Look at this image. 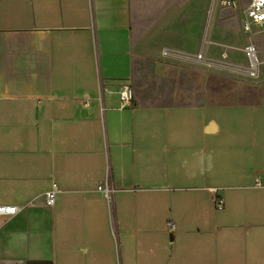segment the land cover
I'll use <instances>...</instances> for the list:
<instances>
[{"label":"crops","instance_id":"1","mask_svg":"<svg viewBox=\"0 0 264 264\" xmlns=\"http://www.w3.org/2000/svg\"><path fill=\"white\" fill-rule=\"evenodd\" d=\"M236 3L247 41L198 61L138 49L131 0H0V264H264V26Z\"/></svg>","mask_w":264,"mask_h":264},{"label":"rangeland","instance_id":"2","mask_svg":"<svg viewBox=\"0 0 264 264\" xmlns=\"http://www.w3.org/2000/svg\"><path fill=\"white\" fill-rule=\"evenodd\" d=\"M236 1L131 0L138 49L196 56L209 45L221 57L226 45L247 41L241 34L242 11Z\"/></svg>","mask_w":264,"mask_h":264},{"label":"built area","instance_id":"3","mask_svg":"<svg viewBox=\"0 0 264 264\" xmlns=\"http://www.w3.org/2000/svg\"><path fill=\"white\" fill-rule=\"evenodd\" d=\"M245 17L246 19L244 21L243 28L246 33H252L253 25L264 26V0H250V3L245 11ZM244 53L250 63L248 73L251 77H254L256 73L255 70L259 64L258 50L255 45L249 44L245 47ZM196 59L198 61L206 60L202 53L199 54ZM133 96L134 92L130 87H125L121 92V100L124 104L131 101ZM254 186L259 189H264V170L257 173ZM98 190L105 194L107 198H109L113 192V189L109 185L99 186ZM58 192L59 189L56 184H53L51 188L45 192L44 200L47 207L52 208L55 205ZM213 201L218 210L223 209V199L218 194L217 190H213ZM31 205L34 204L32 203ZM23 209L24 208L20 206H0V216L11 218L19 214ZM170 226L173 227L172 224H170Z\"/></svg>","mask_w":264,"mask_h":264}]
</instances>
